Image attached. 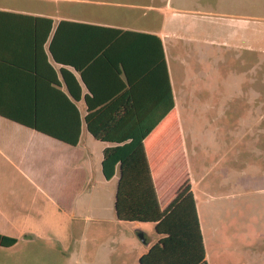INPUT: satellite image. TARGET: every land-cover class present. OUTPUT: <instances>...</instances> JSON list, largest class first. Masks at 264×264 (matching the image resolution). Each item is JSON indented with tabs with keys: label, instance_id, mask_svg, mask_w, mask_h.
Segmentation results:
<instances>
[{
	"label": "crops",
	"instance_id": "obj_1",
	"mask_svg": "<svg viewBox=\"0 0 264 264\" xmlns=\"http://www.w3.org/2000/svg\"><path fill=\"white\" fill-rule=\"evenodd\" d=\"M230 2L234 0H0V236L19 242L0 245V264H142L161 239L156 223L188 194L205 250L197 191L209 197L210 184L194 179L185 164L180 110L189 96V62H210L219 33L227 36H222L223 48L239 49L248 41L241 10L224 7ZM210 12H237V17L217 22L197 17ZM60 21L150 34L161 41L165 88L163 72L152 61V52L159 51L156 44L142 48L134 36L118 42L119 56L140 54L141 65L130 69L134 108L111 139L150 132L109 181L101 173V159L111 144L96 142L86 131L83 99L75 103L81 119L75 146L25 125L35 122L42 94L49 96L48 108L58 94L70 100L61 69L72 74L82 96L88 86L107 92L116 82L127 84L124 74L96 68L82 79V71L56 63L49 44ZM77 34L60 38L57 49L84 68L91 38L88 32ZM63 124L67 126L55 125ZM79 162L86 168H75ZM227 185L228 179L223 187ZM205 211L213 209L207 205Z\"/></svg>",
	"mask_w": 264,
	"mask_h": 264
},
{
	"label": "rangeland",
	"instance_id": "obj_2",
	"mask_svg": "<svg viewBox=\"0 0 264 264\" xmlns=\"http://www.w3.org/2000/svg\"><path fill=\"white\" fill-rule=\"evenodd\" d=\"M224 7L241 10L248 41L239 49L223 48L219 33L210 62H189V98L180 110L184 161L194 179L210 184L209 197L197 191L203 264H264V0H234ZM216 13L197 17L204 22L237 17ZM82 167L85 162L75 165ZM92 180L97 182L93 174ZM207 205L213 212L205 211Z\"/></svg>",
	"mask_w": 264,
	"mask_h": 264
},
{
	"label": "trees",
	"instance_id": "obj_3",
	"mask_svg": "<svg viewBox=\"0 0 264 264\" xmlns=\"http://www.w3.org/2000/svg\"><path fill=\"white\" fill-rule=\"evenodd\" d=\"M80 31L84 34L88 32V37L91 38V53L87 62H84V68L68 60L57 49L60 38L68 37L71 32L76 35ZM80 33L78 34L80 35ZM127 36H134L136 38L134 44H139L142 48L154 47V44L158 46V54L154 50L151 56L154 69L163 72L165 88L167 69L161 41L157 36L91 24L60 21L55 27L49 44V52L56 63L71 65L78 71H82V79L85 73L92 72L96 68H102L115 75L124 74L127 84H117L116 82L107 92L93 91L87 85L89 92L82 96L80 87L72 74L61 69L70 100L66 94H58L53 107L48 108L46 102H48L49 96L44 93L42 94V107L34 109L35 122H25L27 127L75 146L79 141L81 127L80 114L75 103L83 99L86 106V115L84 116L86 131L95 140L111 144L103 150L101 159V173L107 181L115 176L117 167L129 157L150 132V129L143 132L133 131L116 142L111 139L112 132L122 123L135 105L131 91L132 84H130V69L138 68L141 65V55L131 53L125 57L124 55L119 56L118 42ZM18 120L24 121L22 118H16L15 121ZM58 121L67 123V126L65 124L55 125ZM155 232L161 239L148 255L141 259L142 264H202L204 262L205 250L191 194L186 195L172 211L158 220ZM16 242L17 240L14 238L0 236V245L10 246Z\"/></svg>",
	"mask_w": 264,
	"mask_h": 264
}]
</instances>
